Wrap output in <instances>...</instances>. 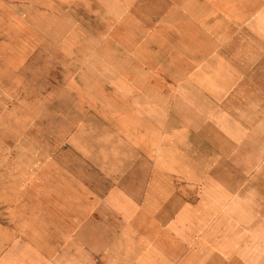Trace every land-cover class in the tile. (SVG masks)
<instances>
[{"label": "crops", "instance_id": "obj_1", "mask_svg": "<svg viewBox=\"0 0 264 264\" xmlns=\"http://www.w3.org/2000/svg\"><path fill=\"white\" fill-rule=\"evenodd\" d=\"M35 14L68 107L116 120L128 140L137 126L140 154L179 174L178 213L123 205L131 229L95 231L78 264H264V0H35ZM12 18L0 0L4 39ZM155 126L179 127L164 137L174 146ZM1 195L0 234L17 237ZM43 263L66 264L20 259Z\"/></svg>", "mask_w": 264, "mask_h": 264}, {"label": "rangeland", "instance_id": "obj_2", "mask_svg": "<svg viewBox=\"0 0 264 264\" xmlns=\"http://www.w3.org/2000/svg\"><path fill=\"white\" fill-rule=\"evenodd\" d=\"M7 1L13 30L6 39L0 34V198L11 201L17 237L0 234V250L8 246L0 264H20L26 255L78 264L95 231L131 229L126 219L135 215L123 205L142 214L178 213L179 174L140 154L137 126L127 125L128 140L116 120L77 117L81 111L68 107L69 78L55 70L36 28L35 0ZM58 32L44 31L54 40ZM61 49L66 70L68 46ZM153 128L160 144L174 146L164 137L178 126ZM22 199L28 218L16 205ZM2 210L0 203V217Z\"/></svg>", "mask_w": 264, "mask_h": 264}]
</instances>
